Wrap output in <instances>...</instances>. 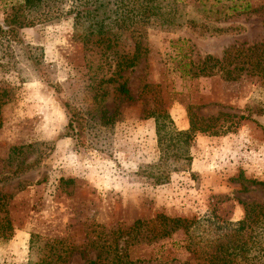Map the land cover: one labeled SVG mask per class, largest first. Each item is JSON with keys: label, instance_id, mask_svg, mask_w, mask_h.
Returning <instances> with one entry per match:
<instances>
[{"label": "rangeland", "instance_id": "obj_1", "mask_svg": "<svg viewBox=\"0 0 264 264\" xmlns=\"http://www.w3.org/2000/svg\"><path fill=\"white\" fill-rule=\"evenodd\" d=\"M179 1L188 18L225 31L149 28L139 40L145 53L115 76L110 50L85 49L73 36L69 0L23 12L30 24L12 33L3 18L21 0H0V216L5 211L12 230L0 239V264H37L50 239L70 248L61 264H86L104 236L135 220L212 214L235 222L242 204L264 205V189L248 183L264 181L260 84L182 72L206 56L264 42V0ZM118 34L113 51L132 53L130 36ZM122 83L127 96L116 91ZM187 106L204 119L226 113L225 126L235 125L224 135L196 134L190 171L154 186L139 175L158 156L148 114L161 109L185 130ZM30 236L38 238L29 249Z\"/></svg>", "mask_w": 264, "mask_h": 264}, {"label": "trees", "instance_id": "obj_2", "mask_svg": "<svg viewBox=\"0 0 264 264\" xmlns=\"http://www.w3.org/2000/svg\"><path fill=\"white\" fill-rule=\"evenodd\" d=\"M72 15L73 36L85 49L100 48L110 50L113 56L112 75L134 67L145 48L139 40L149 28L169 31L185 28L191 33L202 35L203 32L223 33L225 28L208 29L188 18L179 0H69ZM47 2V4H45ZM60 0H21L20 4L10 8L11 14H5L3 27L7 33L30 24L23 12H32L42 6L54 7ZM44 4V5H43ZM264 27V14L261 18ZM1 29V27H0ZM1 31V30H0ZM118 33H127L133 41L130 54L118 55L113 51ZM102 52V53H103ZM182 70L189 77H213L230 82L241 77L257 80L263 94L260 114L264 115V42L237 46L226 50L220 58L206 56L189 69ZM116 91L128 95L125 83L119 84ZM4 93L0 92V108L4 104ZM218 113L214 117H197L191 106L186 107L187 128L177 130L168 114L155 110L148 114L153 119L157 159L150 165L142 167L139 175L149 180L152 185L167 183L170 173L190 171L188 150L196 134L209 136L224 135L231 132L235 122L225 126ZM238 121L246 120L244 116L232 115ZM264 189V181H248ZM242 187V191H246ZM0 202V208H1ZM242 219L232 222L209 214L198 218H170L158 214L152 219L135 220L125 229H116L112 236H104L94 246L97 254L86 264H135L138 262H160L168 264L181 261V264H264V205L242 204ZM11 226L5 211L0 216V239L11 236ZM28 241L29 249L33 244ZM48 250L37 264H61L70 248L63 247L61 240L45 241ZM46 246H42L41 249ZM133 250L146 252L148 255L134 256ZM132 252V253H131ZM182 257V258H181ZM183 259V260H182ZM30 264V263H28Z\"/></svg>", "mask_w": 264, "mask_h": 264}]
</instances>
